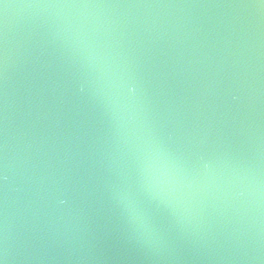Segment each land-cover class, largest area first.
Returning a JSON list of instances; mask_svg holds the SVG:
<instances>
[{"label": "water", "instance_id": "water-1", "mask_svg": "<svg viewBox=\"0 0 264 264\" xmlns=\"http://www.w3.org/2000/svg\"><path fill=\"white\" fill-rule=\"evenodd\" d=\"M0 261L264 264V3L0 0Z\"/></svg>", "mask_w": 264, "mask_h": 264}, {"label": "clouds", "instance_id": "clouds-1", "mask_svg": "<svg viewBox=\"0 0 264 264\" xmlns=\"http://www.w3.org/2000/svg\"><path fill=\"white\" fill-rule=\"evenodd\" d=\"M146 177L154 188L163 190L173 182L172 175L167 166L155 155L149 153L145 161ZM61 203H64L61 201Z\"/></svg>", "mask_w": 264, "mask_h": 264}, {"label": "snow or ice", "instance_id": "snow-or-ice-1", "mask_svg": "<svg viewBox=\"0 0 264 264\" xmlns=\"http://www.w3.org/2000/svg\"><path fill=\"white\" fill-rule=\"evenodd\" d=\"M261 2H262V3H264V0H261ZM0 264H3V262H2V261H0Z\"/></svg>", "mask_w": 264, "mask_h": 264}]
</instances>
